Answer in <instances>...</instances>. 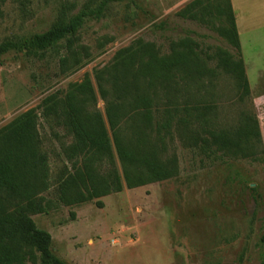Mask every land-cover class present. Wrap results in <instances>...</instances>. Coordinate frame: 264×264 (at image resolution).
<instances>
[{"label": "rangeland", "instance_id": "1", "mask_svg": "<svg viewBox=\"0 0 264 264\" xmlns=\"http://www.w3.org/2000/svg\"><path fill=\"white\" fill-rule=\"evenodd\" d=\"M89 1L97 2L7 0L0 42L45 32ZM190 1L113 2L100 19L85 22L73 53L63 41L43 55L5 54L0 66V127L27 110L41 113L47 95L65 93L86 73L95 85L94 71L110 65L117 51L136 39L154 42L166 53L171 41L190 37L204 49L210 47L211 53L220 47L241 56L251 94L240 102L235 81L222 73L212 86L189 91L188 103L215 104L213 119L220 126L235 124L242 109L255 111L264 146V0H231L239 52L210 27L178 16ZM65 56L69 61L62 67L60 58ZM98 108L104 112L101 99ZM39 131L50 157L52 186L47 196L56 208L33 219L52 235L53 252L68 264H261L264 260V162L210 158L175 132L167 139V155L178 160L177 176L102 197L103 207L96 200L68 207L58 202L57 183L62 168L70 165L62 146L72 137L42 116Z\"/></svg>", "mask_w": 264, "mask_h": 264}, {"label": "trees", "instance_id": "2", "mask_svg": "<svg viewBox=\"0 0 264 264\" xmlns=\"http://www.w3.org/2000/svg\"><path fill=\"white\" fill-rule=\"evenodd\" d=\"M6 1L0 0V20ZM117 1H89L45 32L1 41L0 66L11 51L43 55L63 41L73 53L85 22L100 19ZM177 14L210 27L241 50L231 0H191ZM210 50L190 37L171 41L166 53L154 42L136 39L119 49L110 65L94 71L96 87L86 73L65 93L47 95L41 113L27 110L0 127V264H68L53 252L52 235L33 219L56 208L47 196L52 182L39 131L41 116L72 137L62 146L70 165L62 168L57 183L58 202L68 207L93 200L103 207L102 197L177 176L178 160L167 155V139L175 132L210 158L264 162L255 111L242 109L235 124L220 126L213 119L215 104L186 100L189 91L212 86L222 73L235 81L240 102L250 97L243 58L220 47ZM68 61L67 56L60 58L62 67Z\"/></svg>", "mask_w": 264, "mask_h": 264}]
</instances>
